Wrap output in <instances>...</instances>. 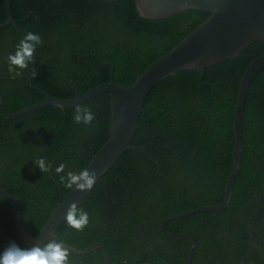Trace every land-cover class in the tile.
<instances>
[{
    "label": "trees",
    "instance_id": "1",
    "mask_svg": "<svg viewBox=\"0 0 264 264\" xmlns=\"http://www.w3.org/2000/svg\"><path fill=\"white\" fill-rule=\"evenodd\" d=\"M14 23L0 27V117L44 98H69L113 79L130 85L206 19L187 9L161 19L140 16L135 0H11ZM6 19L0 0V24ZM41 36L33 62L13 78L7 57L28 32ZM264 52L253 42L239 56L179 70L146 94L128 149L78 205L89 214L83 231L65 219L55 236L84 249L101 241L109 264H187L191 240L160 229L166 217L223 201L232 165L233 125L243 72ZM32 71L36 76L33 77ZM35 87H38L36 89ZM95 114L77 124L75 106ZM110 93L85 102L46 105L0 124V188L19 201L21 221L35 235L62 200L59 175L79 172L108 138ZM52 165L43 173L34 160ZM64 163L65 172L56 167ZM200 242L190 264H264V66L252 77L244 101L240 166L226 209L200 211L164 224ZM25 244L15 227L11 201L0 199V252ZM70 264H105L101 248L69 253Z\"/></svg>",
    "mask_w": 264,
    "mask_h": 264
},
{
    "label": "water",
    "instance_id": "2",
    "mask_svg": "<svg viewBox=\"0 0 264 264\" xmlns=\"http://www.w3.org/2000/svg\"><path fill=\"white\" fill-rule=\"evenodd\" d=\"M11 0H5L6 19L0 27L14 23L10 8ZM140 16L149 19H161L187 9L203 10L208 13L204 21L187 33L168 52L150 63L130 85L116 82L113 77L106 82L89 88L83 94L69 98L52 96L42 90L44 98L16 111L0 117V124L8 119L28 113L37 108L54 105L65 107L85 102L101 93H110V120L108 138L100 149L91 157L84 167L89 171L96 170L97 181L113 165L119 156L128 149L143 147L129 145L135 132L136 123L143 110V101L148 91L167 76L174 75L179 70L195 69L203 72L205 67L233 59L253 42L264 44V0H135ZM264 66V52L253 59L243 72L237 94L235 119L233 125L234 148L232 150V165L225 186V196L221 203L203 205L178 214H173L160 222L162 232L171 238H188L191 245L187 264H190L192 252L201 240L188 233H172L164 228V224L172 219L186 217L200 211L218 213L229 205L232 184L240 166L242 152V122L244 101L249 83L254 74ZM38 89V87H35ZM2 98L0 97V105ZM90 190L78 191L70 189L64 193L62 200L51 210L49 217L35 235L26 231L20 217L18 198L9 190L0 188V196L11 201L15 227L21 240L29 245H43L48 239L60 241L55 232L65 219L67 208L71 202L77 206L82 203ZM52 233V234H51ZM70 254L85 255L95 248H101L105 264H109L110 256L101 241H96L84 249H78L63 241Z\"/></svg>",
    "mask_w": 264,
    "mask_h": 264
},
{
    "label": "clouds",
    "instance_id": "3",
    "mask_svg": "<svg viewBox=\"0 0 264 264\" xmlns=\"http://www.w3.org/2000/svg\"><path fill=\"white\" fill-rule=\"evenodd\" d=\"M42 43L41 36L31 31H28L20 39L15 52L10 53L7 57L8 71L13 74V78L22 75V72L17 71V69H26L29 63L33 62L36 48ZM32 75L33 77L36 76L35 71H32ZM73 119L77 124L90 125L95 119V114L89 107L77 104ZM34 165L38 166L43 173L52 168V165L47 163L44 158L34 160ZM65 167L66 165L61 163L56 167L55 172L57 174L64 173ZM96 180V170L89 171L87 168L79 172L69 170L66 174L59 175V181L65 188L81 192L92 189ZM0 199H3V196H0ZM65 221L70 228L83 231L89 223V214L73 201L67 208ZM0 264H70L69 250L56 239H48L42 246L36 244L28 248H21L16 243L11 242L0 252Z\"/></svg>",
    "mask_w": 264,
    "mask_h": 264
}]
</instances>
